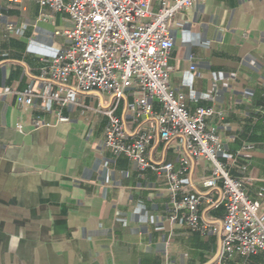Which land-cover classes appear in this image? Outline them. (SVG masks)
I'll return each instance as SVG.
<instances>
[{
	"label": "crops",
	"instance_id": "crops-1",
	"mask_svg": "<svg viewBox=\"0 0 264 264\" xmlns=\"http://www.w3.org/2000/svg\"><path fill=\"white\" fill-rule=\"evenodd\" d=\"M66 27L36 0H0V92L9 91L0 97V264H211L225 207L204 202L200 222L218 230L194 229L164 174L116 158L105 146L108 117L96 111L112 104L110 94H81L62 108L39 97L41 59L69 44L56 34ZM170 28L171 86L191 111L215 109L207 123L222 139V159L264 217V0H206ZM16 92L33 105L23 108ZM135 98L129 93L117 109L134 130L150 121L127 111ZM60 109L69 121L58 120ZM146 153L175 170L186 155L179 137L157 136ZM211 173L209 161L192 157L180 178L188 192L218 202L221 186L202 184ZM225 264H264V252Z\"/></svg>",
	"mask_w": 264,
	"mask_h": 264
},
{
	"label": "built area",
	"instance_id": "built-area-1",
	"mask_svg": "<svg viewBox=\"0 0 264 264\" xmlns=\"http://www.w3.org/2000/svg\"><path fill=\"white\" fill-rule=\"evenodd\" d=\"M36 1L62 15L69 24L56 31L69 44L57 56L41 59L43 88L39 97L62 108L77 101L81 94H110L112 104L96 111L108 117L105 146L116 158L125 155L141 171L152 168L164 174L174 200L182 196L175 203L176 210L180 207L187 210L183 219L194 229L218 230L216 226L210 229L201 224L200 207L204 202L225 207L222 247L211 264H225V259L234 254L264 252L262 202L247 194L244 180L233 175L228 162L222 159V139L207 123L215 109L198 107L191 111L185 95L176 93L171 86L170 60L175 44L170 28L172 20L178 13L206 0ZM155 1L159 2L157 9ZM7 92L1 91L0 97ZM131 92L136 98L127 111L133 120H150L136 130L117 113ZM16 98L23 108L34 103V97L23 92H16ZM58 120L69 121L61 109ZM18 127L21 129L22 125ZM157 136L165 142L183 139L186 155L179 170L172 163H158L147 157V149ZM252 147L249 144L248 148ZM192 157L211 163V176L202 184L208 188L221 186L218 202L184 189L180 175Z\"/></svg>",
	"mask_w": 264,
	"mask_h": 264
}]
</instances>
